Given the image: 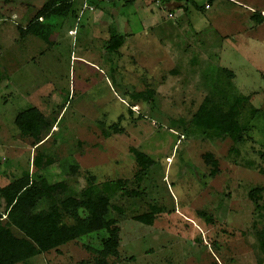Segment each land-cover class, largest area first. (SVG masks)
<instances>
[{
	"label": "rangeland",
	"instance_id": "obj_1",
	"mask_svg": "<svg viewBox=\"0 0 264 264\" xmlns=\"http://www.w3.org/2000/svg\"><path fill=\"white\" fill-rule=\"evenodd\" d=\"M47 1L0 0V213L32 180L72 193L121 181L119 246L103 262L102 231L21 264H264V193L251 197L264 187V0L187 12L178 0H74L50 20V45H14ZM112 33L124 38L113 53ZM29 107L46 120L39 147L14 124ZM132 149L153 161L146 174ZM151 207V226L134 220Z\"/></svg>",
	"mask_w": 264,
	"mask_h": 264
},
{
	"label": "trees",
	"instance_id": "obj_2",
	"mask_svg": "<svg viewBox=\"0 0 264 264\" xmlns=\"http://www.w3.org/2000/svg\"><path fill=\"white\" fill-rule=\"evenodd\" d=\"M130 1L132 0H128L127 3L129 4ZM178 1L184 2L182 7H177L182 8L184 12H187L189 5L197 11L201 10L193 0ZM75 5L74 0H48L28 26L21 31L50 45L49 36L54 33L50 20L64 21ZM81 9L89 8L82 6ZM255 18L263 19L259 15ZM76 19L79 21L80 17ZM123 42L124 38L121 35L112 33L107 50L111 53L116 52ZM1 79L0 76V81ZM235 100V110L238 108L236 106L247 102L242 96L236 97ZM45 122L44 115L34 107L22 110L14 119L18 131L32 139L33 145L37 147L43 141ZM132 154L139 168V175L146 174L153 161L138 150L132 149ZM204 158L206 163L213 167L214 174L217 169L216 160L212 155H205ZM41 162L42 157L39 156L35 159L34 165L39 168ZM72 172H76L75 167L72 168ZM89 181L93 179H89L88 186L86 185L78 193H72L65 182L49 184L44 178L32 180L30 184L24 186L15 196L6 213H0V264L25 263L83 236L102 231L108 236L99 252L102 261L105 262L108 257H116L120 229L118 220L113 216L114 208L110 201L123 190L124 185L121 181H109L100 187H94ZM261 193H264V187L253 189L251 197L256 199ZM158 213H160L158 209L151 207L150 213L136 216L134 220L151 226ZM119 214L121 215V212ZM259 246L264 256V231L259 235Z\"/></svg>",
	"mask_w": 264,
	"mask_h": 264
},
{
	"label": "crops",
	"instance_id": "obj_3",
	"mask_svg": "<svg viewBox=\"0 0 264 264\" xmlns=\"http://www.w3.org/2000/svg\"><path fill=\"white\" fill-rule=\"evenodd\" d=\"M14 20H17V19H14ZM15 25H16V23H14ZM22 29H24V28H22ZM11 30L13 31L14 29H13V26H12V28H11ZM16 30V29H15ZM35 38V39H37L36 37H34V36H32V35H30V36H27V37H23V36H21V37H18L17 36V38L15 39V41H14V45L16 44V43H22L23 41H25V40H29L28 42H34V40L33 39H31V38ZM20 38H22L21 40H20ZM38 40V39H37ZM26 56H28L29 57V55L28 54H26ZM35 108V107H34Z\"/></svg>",
	"mask_w": 264,
	"mask_h": 264
},
{
	"label": "built area",
	"instance_id": "obj_4",
	"mask_svg": "<svg viewBox=\"0 0 264 264\" xmlns=\"http://www.w3.org/2000/svg\"><path fill=\"white\" fill-rule=\"evenodd\" d=\"M97 1H103V2H105V3H112V2H116V1H120V0H97ZM153 2L154 3H156L157 5H160V3H164V1L163 0H153ZM91 8L92 9V7H89L90 5H85V8ZM170 18H172V15L171 14H169L168 15Z\"/></svg>",
	"mask_w": 264,
	"mask_h": 264
}]
</instances>
